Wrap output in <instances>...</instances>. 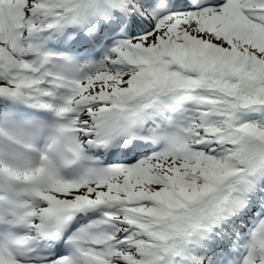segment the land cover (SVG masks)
Segmentation results:
<instances>
[{"label": "snow or ice", "instance_id": "6c2138e0", "mask_svg": "<svg viewBox=\"0 0 264 264\" xmlns=\"http://www.w3.org/2000/svg\"><path fill=\"white\" fill-rule=\"evenodd\" d=\"M0 264H264V0H0Z\"/></svg>", "mask_w": 264, "mask_h": 264}]
</instances>
